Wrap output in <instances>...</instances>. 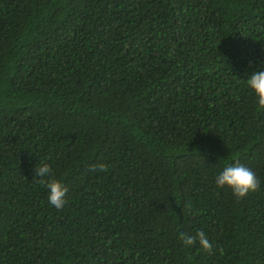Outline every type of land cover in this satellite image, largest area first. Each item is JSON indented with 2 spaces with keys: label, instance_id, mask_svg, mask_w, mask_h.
Wrapping results in <instances>:
<instances>
[{
  "label": "trees",
  "instance_id": "1",
  "mask_svg": "<svg viewBox=\"0 0 264 264\" xmlns=\"http://www.w3.org/2000/svg\"><path fill=\"white\" fill-rule=\"evenodd\" d=\"M254 71L264 0H0V264H264Z\"/></svg>",
  "mask_w": 264,
  "mask_h": 264
},
{
  "label": "clouds",
  "instance_id": "2",
  "mask_svg": "<svg viewBox=\"0 0 264 264\" xmlns=\"http://www.w3.org/2000/svg\"><path fill=\"white\" fill-rule=\"evenodd\" d=\"M247 86L258 97V105L264 108V71H254L250 78L247 80ZM108 166L104 163L94 164L90 167L89 171L92 172H105ZM51 168L48 164L35 168V177H39L37 183L45 185L50 191L48 200L49 203L57 210L63 209L66 204V194L68 193L67 186L57 179L45 180L49 176ZM215 183L218 187H228L232 190L233 195L239 201L245 198L249 193L258 191L260 184L255 173L240 163L232 166H226L223 171L216 177ZM179 239L183 242L185 247H191L198 241L200 246L207 252L211 253L213 245L209 242L203 231H197L195 235H188L184 232L179 233ZM221 254L223 250L219 249Z\"/></svg>",
  "mask_w": 264,
  "mask_h": 264
}]
</instances>
